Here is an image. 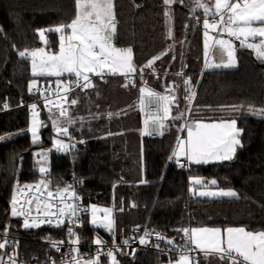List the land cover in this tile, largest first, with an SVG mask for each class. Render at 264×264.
<instances>
[{
	"label": "trees",
	"instance_id": "trees-1",
	"mask_svg": "<svg viewBox=\"0 0 264 264\" xmlns=\"http://www.w3.org/2000/svg\"><path fill=\"white\" fill-rule=\"evenodd\" d=\"M113 3L115 43L118 47L132 48L137 71L153 57L160 59L144 70L147 74L144 80L137 78L136 88L130 84L124 87L126 80L122 75H107L93 76L92 88L71 91L70 99L78 101L70 105L75 123L69 125L76 147L70 152H60L55 149L53 138L65 142L68 137H58L52 127L50 116L59 115L57 108L51 113L43 109L39 114L45 124L39 143L33 144L26 131L31 113L28 106L19 102V97L25 101L35 97L28 91L34 76L29 58H21L18 53L39 46L37 30L70 23L76 13L75 0H0V104L7 103L10 107L0 113V136L10 137L0 141V231L7 227V232L19 236L13 243L17 246L16 253L28 261L47 259L56 252L27 238H65L63 226L25 229L19 217H11L9 213L16 184H34L44 178L39 173V157L35 155L40 151L47 152L45 166L50 170L47 175L50 190L65 187L67 180L76 174L79 194L88 205L113 209L115 234H111L117 240L126 237L134 224L153 226L164 234L166 242L171 240L172 245L181 247L184 233L180 230L187 227L241 226L264 231V118L235 114L237 127L243 130L240 137L243 147L237 148L234 159L190 164L185 169L168 159L176 146L181 121L168 120L160 138H149L141 134L140 112L133 103L143 81L150 89L162 91L166 83L177 80L175 75L168 74L182 72L196 91L191 110L211 111L217 105L264 108V60L240 47L236 52L238 67L205 69L198 22L201 13L192 11L188 0L182 3L174 0L171 5V38L166 35L163 0H113ZM57 35L46 33L51 51L58 48ZM153 71L156 73L152 74ZM61 79L65 84H74L76 80L73 75ZM47 83L52 82L42 84ZM180 102L183 104L182 96ZM12 154H17V161L13 177L8 179L6 160ZM190 177L215 179L217 183L212 186L234 190L238 198H194L188 187ZM81 225L77 230L81 240L90 241L95 233L104 232L90 225L88 213L83 214ZM120 256L122 264L164 261L153 251H140L133 262ZM202 259L200 255L199 264H229L217 256Z\"/></svg>",
	"mask_w": 264,
	"mask_h": 264
},
{
	"label": "snow or ice",
	"instance_id": "snow-or-ice-1",
	"mask_svg": "<svg viewBox=\"0 0 264 264\" xmlns=\"http://www.w3.org/2000/svg\"><path fill=\"white\" fill-rule=\"evenodd\" d=\"M180 2L182 3L183 0ZM173 3L174 0H163L165 22L169 25L167 35L170 38L173 36L170 7ZM193 3L195 8L192 11L200 9L205 17L203 20L205 69L238 67L237 47L231 38L239 41L241 48L253 50L258 59L264 60V0H193ZM75 8V17L70 23H61L52 28L37 30L40 41L45 46L48 45L46 33L60 34L57 52H48L45 47L36 48L32 51L28 49L19 51L18 55L21 58H31L32 75L34 77H61L64 74H71L76 78L74 86L87 90L94 87L90 74L101 78L106 73L120 74L126 80L124 87H128L129 84L135 87L133 76L137 73V66L133 60V50L131 47L121 48L114 44L117 25L113 0H75ZM210 32L219 35L210 36ZM225 33L230 39L223 38ZM257 40L258 42H256ZM209 57L214 58L212 62L209 61ZM159 59L160 56H156L148 60L139 69L140 75H143L145 69L152 68ZM216 59L219 62H215ZM176 75L182 76V72H178ZM183 84L185 85L184 100L187 105V112L182 111L176 115L172 114V106L178 103L175 95L161 94L145 86L139 87L140 110L147 117L141 134L163 135L166 128L165 121L184 119L185 123L181 124L180 127L187 130V138H177L176 146L172 155L169 156V160L175 159L180 167H187L190 164L200 165L231 161L234 159L237 148L243 147L240 139L243 130L237 127V120L230 118L204 122L190 119L188 112L191 111L196 91L190 78H184ZM61 87V82L57 80L56 95L66 103L59 105V115L54 118L50 116V119L57 136H66L69 142L65 143L62 139L53 138V145L57 151L69 152L76 147V144L72 142L68 127L73 125L75 120L70 116L69 107L66 106L69 102L67 94L72 91L73 84L64 85L63 94H61ZM28 91L30 93L40 91L36 80L29 82ZM45 91H50V89L46 88ZM172 91L171 87L165 89L166 93ZM44 102L46 107L49 104H55L47 96ZM77 103L76 99L70 100V105L74 106ZM3 107L7 109L8 104L5 103ZM28 107L32 119L31 126L26 131L31 133L32 143L37 144L41 140L40 131L45 127V124L38 119L37 105L33 103ZM229 107L233 112L242 110L240 105ZM49 112H52L51 108H49ZM247 112L264 118V108L249 106ZM111 115L109 113V117ZM9 138L0 136V141ZM83 142L79 141V143ZM35 155L39 157L37 160V164L40 165L39 173L44 178L34 184H24L23 186L19 183L16 184L10 199V216L23 218L22 227L25 229L39 228L45 224L60 228L65 225L66 221L69 225H76L81 218V213H87L89 208L81 207L79 204L81 197L73 185L58 187L55 191L50 190V182L47 179L50 170L45 166L47 152L40 151ZM181 157L187 161V164L181 161ZM216 183L215 179L204 181L199 177H190L191 185L207 188L208 185H216ZM198 195L202 197L238 198V194L234 190L222 189L200 191ZM33 205H35L36 215L32 214ZM90 210V223L93 226L104 228L114 235L113 209L107 207L101 209L96 205H91ZM100 212L104 213L103 217L98 216ZM7 231L6 227L5 236ZM180 231L186 237V244L194 247L182 249L174 264H197L195 258L189 255V252L194 250L203 252L206 257L218 256L221 261H229V264H264V231L253 232L244 227H228L223 231L220 228H184ZM67 233L69 236L76 235L72 226L67 228ZM151 235L152 233L146 230L139 237V243L147 245L149 243L148 237ZM155 235L157 239H165L160 233H155ZM8 243L7 240L0 243V249L5 248ZM59 243L63 242H53L52 246L57 247ZM71 243L73 245L78 244L79 237L72 240ZM94 243L101 245L104 242L97 238ZM122 243L128 245L129 241L125 239ZM167 243L173 242L168 240ZM72 251L76 252L77 255L67 260L66 264H81L78 249L73 248ZM118 251L120 249L114 244V247L109 248L103 255L110 259V264H119L114 254ZM132 254H135V249L132 250ZM100 256L101 253L98 250L97 256L84 261V264H100ZM0 264H16V261L14 257H9L7 262L0 258ZM169 264H173V262L170 261Z\"/></svg>",
	"mask_w": 264,
	"mask_h": 264
},
{
	"label": "built area",
	"instance_id": "built-area-1",
	"mask_svg": "<svg viewBox=\"0 0 264 264\" xmlns=\"http://www.w3.org/2000/svg\"><path fill=\"white\" fill-rule=\"evenodd\" d=\"M94 75H90L91 81ZM107 76V75H104ZM138 74L136 73L133 76V79L135 81L136 86L138 85ZM183 79L184 77L182 76V89H183V111L187 112V105L186 102L184 100V96L186 95L185 92V85L183 84ZM68 85V84H66ZM131 85V84H130ZM61 94H63V84H61ZM37 87L40 89L39 92L37 91H33L32 94L35 96L32 99L25 101L23 97H19V102L22 105H26L29 106L33 103H35L37 105V109L39 114L41 113V111L44 109L46 111H49V108L56 109L58 110V106L61 104H65L66 102L61 100L57 95H56V91H57V84H52V83H47V84H37ZM48 88L50 89V91H45V89ZM73 90H83L79 87H75L73 84ZM155 91V90H154ZM71 92V91H70ZM70 92L67 94L68 95V100L69 102L66 104V106L69 107V114H70ZM159 92L161 94H163V92L161 91H156ZM48 97V99L52 100L55 102V104H49L47 107L45 106V97ZM139 92H138V102H139ZM4 103L0 104V113L9 110L10 107L8 106L7 109H5L4 107ZM140 107V106H139ZM29 108V107H28ZM29 112L31 113L30 109ZM141 112V116H142V121L144 122L145 119L147 118L145 113ZM189 114V112H188ZM185 123V120H184ZM69 127V126H68ZM180 134H183V129L181 128L180 130ZM147 135V134H146ZM149 138H160L161 135L158 134H153V135H147ZM69 142V139L67 140ZM72 151V150H71ZM70 152V151H69ZM175 161V159H173ZM181 161L183 163L187 164V161L184 160L183 157H181ZM176 162V161H175ZM188 167V166H187ZM187 167H183V168H187ZM67 185H73L75 191L77 192V194L81 197L79 204L81 205L82 208H88V203L82 198V196L79 194V190H78V185H79V180L76 174H73V176H71L67 182H66V186ZM23 186V185H22ZM188 187H191V184H188ZM33 215H36V211H35V205H33ZM84 213H81V218L80 220L77 222L76 225H69L67 223V221L65 222V225L63 226V233L65 238L63 239H57L54 237H50V236H46L44 238H38V237H32V238H27L30 241L33 242H37V243H41V244H45L47 246H50L51 248H53L56 252L55 256H51L47 259H36L33 261H28L25 260L22 256V254L18 255L16 253L17 250V246L14 245L13 243L15 241H17L19 239V236L14 235L13 233L7 232V235H4V231H0V243H3L5 240L9 241L8 245L3 248L0 249V256H2L6 261H8L9 257H14L16 263L18 264H66V261L69 260L72 256L77 255L76 252H73L72 249H78V255L81 258V261L85 260V259H89V258H93L96 257L98 254V250L101 253L100 258H106V255H103V253H106L108 251L109 248H113L114 244L115 246H117L120 251H118L119 253H122L125 257H127L130 262H133L136 254H138L140 251H153L154 253H156L160 258L164 259V260H169L172 258L177 257L182 249H186V248H192L193 246L191 245H187L186 244V237L184 236V246H178V245H172L166 242V240H160L157 239L155 233H160L164 238V234L158 230L157 228L153 227V226H149L147 224L144 225H140V224H134L132 226H130V228L127 231V236L124 237L121 240H117L115 239L111 233H109L108 231H106L105 229L103 232L104 235V239L102 240L104 243L101 245H97L94 243L95 240H81L79 239V243L73 245L71 243L72 240L76 239L77 236V230L80 228V225L82 224V216ZM20 221L23 223V218H20ZM69 226H72L74 228V232L76 233L75 236H69L67 233V228ZM139 226V227H137ZM41 227H48V228H52L54 226L49 225V224H45L42 225ZM57 228V227H54ZM189 229H191L190 227H187ZM148 231L150 233H152L151 236L148 237L149 243L147 245H141L139 243V237L142 236L144 234L145 231ZM127 239L129 241L128 245H124L122 243L123 240ZM63 242V243H59L57 244V247H53V242ZM157 245H159V247H157ZM57 248H59V250H57ZM135 249V254H132V250ZM189 255L193 258H195L196 262L198 263L199 261V252L197 250L194 251H190Z\"/></svg>",
	"mask_w": 264,
	"mask_h": 264
},
{
	"label": "rangeland",
	"instance_id": "rangeland-1",
	"mask_svg": "<svg viewBox=\"0 0 264 264\" xmlns=\"http://www.w3.org/2000/svg\"><path fill=\"white\" fill-rule=\"evenodd\" d=\"M188 3H190L189 5L191 6V8L192 9H194L195 8V5H194V3H193V0H188ZM171 7V6H170ZM164 8H165V6H164ZM190 8V7H189ZM190 8V9H191ZM195 11H198V12H200L201 13V17H200V20L198 21L199 22V24L201 25V32H202V45H203V54H204V35H203V33H204V28H203V20H204V13H203V11L202 10H200V9H197V10H195ZM210 19H211V17H210ZM195 21H196V18H195ZM168 27H169V25L168 24H166V22H165V29H166V35H167V33H168ZM171 27H172V31H173V17H172V21H171ZM52 28V27H51ZM70 32V31H69ZM58 34V33H57ZM59 35L60 34H58L57 36H58V48H57V50L56 51H51L50 49H49V47L48 46H45L41 41H40V38H39V46L37 47V48H40V47H45V50L46 51H48V52H57L58 50H59ZM219 34H217V33H214V32H210V36H218ZM38 36H39V34H38ZM167 37H168V35H167ZM168 38H170V37H168ZM223 38L224 39H230L228 36H227V34L225 33L224 35H223ZM231 39H233V43L236 45V47H237V50L240 48V46H239V41H236L234 38H231ZM256 42H258V40L256 41ZM170 43H172V41H170ZM115 44V46H117L116 45V43H114ZM118 47V46H117ZM121 48H124V47H121ZM36 49V48H35ZM247 49V48H246ZM32 50H34V49H32ZM32 50H30V51H32ZM247 50H249L250 51V53L256 58V59H258L257 58V56H256V54H255V52L253 51V50H250V49H247ZM213 57H209V61L210 62H212L213 61ZM29 60H30V64H31V58H29ZM258 60H261V59H258ZM204 61H205V56H204ZM263 61V60H262ZM215 62H219V60L218 59H216L215 60ZM209 69H219V68H209ZM221 69H229V68H221ZM31 73H32V71H31ZM176 73H178V72H174V73H170V74H168V76H172V75H175L176 76V81L174 82V84L173 85H171L170 87L173 89V91L172 92H165L164 91V94H167V95H175L176 96V98H177V101H178V103L177 104H175V105H173L172 106V114L173 115H176V114H178L179 112H182L183 111V104H181V102H180V97L182 96L183 97V89H182V80H181V76H177L176 75ZM107 75H112L111 73H106ZM71 74H64V75H62L61 77H63V76H70ZM90 75H92V74H90ZM95 76V75H94ZM61 77H55V76H37V77H34L33 79H31L30 81H32V80H36V82H37V84L38 83H44V82H52L53 84L55 83V84H57V80H59L60 82H61V84H63V85H65L64 83H62L63 81H62V79H61ZM134 88H136V87H134ZM137 102H138V99L136 98V99H133V103L135 104L136 103V105H138L137 104ZM230 106H232V105H230ZM240 106H242V110L241 111H239V112H233L232 110H231V108L228 106V108L226 107V106H224V105H217V108H215V109H212L211 111L210 110H196V109H192L190 112H189V114H188V117L190 118V119H192V120H202V121H204V122H212L213 120H221V119H230V118H235L234 116H235V114L236 115H246L248 112H247V107L248 106H246V105H240ZM31 119H32V114L30 115V120H29V124H28V128L31 126ZM38 119L40 120V118H39V115H38ZM168 121V120H167ZM167 121H165V122H167ZM172 121V120H171ZM180 125L181 124H183L184 123V119H180ZM27 128V129H28ZM179 130H181V127L179 128ZM179 134H178V137L179 138H181V139H186L187 138V130L186 129H183V134H180V131L178 132ZM29 134H30V139H31V133L29 132ZM180 135V136H179ZM177 137V138H178ZM31 141H32V139H31ZM65 143H68V141H65ZM176 143H177V141H176ZM16 161H17V158H16V154H12V155H10V157H9V170H8V173H7V178L8 179H10V178H12L13 177V172H14V169H15V163H16ZM203 180V179H202ZM202 188H205V187H202ZM91 205H96L98 208H111L110 206H106V205H97V204H89L88 205V208H89V211H88V215H89V221H91V210H90V206ZM112 209V208H111ZM10 210L11 209H9V213H10ZM103 215H104V213L103 212H100V213H98V216H100V217H103ZM113 215V214H112ZM91 224V223H90ZM91 226H93L92 224H91ZM93 227H95V228H98V229H104V228H101V227H98V226H93ZM192 228H197V227H192ZM97 238H99L100 240L103 238L100 234H95V236H94V240H96ZM198 252H199V254L202 256V258L203 259H205V258H208V257H206L205 255H204V253L203 252H200L199 250H197ZM209 257H215V256H209ZM218 257V256H217ZM90 259H92V258H90ZM202 259V260H203ZM87 260V259H86ZM82 262L83 261H81V264H82ZM84 263V262H83ZM204 263V262H203ZM17 264V263H16ZM101 264V263H100ZM107 264H110V261L107 263ZM120 264H122L121 263V261H120ZM197 264H199V262L197 263ZM201 264V263H200Z\"/></svg>",
	"mask_w": 264,
	"mask_h": 264
},
{
	"label": "crops",
	"instance_id": "crops-1",
	"mask_svg": "<svg viewBox=\"0 0 264 264\" xmlns=\"http://www.w3.org/2000/svg\"><path fill=\"white\" fill-rule=\"evenodd\" d=\"M68 31H70V30H68ZM114 43H115V37H114ZM143 66H140L139 67V69L140 68H142ZM139 69H138V71H137V74H138V78H142V80H144V76H146L147 74H145L146 72L144 71L143 72V75L141 76L140 75V73H139ZM152 74H155L156 73V71H153V72H151ZM105 75H107V74H105ZM110 75V74H109ZM113 75V74H112ZM115 75H120V74H115ZM96 76V75H95ZM173 80V79H172ZM166 82H168V80L166 79ZM173 83H174V80H173V82H168V83H166L165 84V87L162 89V91H163V94H164V91H165V89L166 88H168V87H170L171 85H173ZM65 84V83H64ZM141 85L139 86V87H141V86H145V87H148V88H150L144 81L142 82V83H140ZM66 85V84H65ZM152 89V88H151ZM161 91V92H162ZM137 99H138V97H137ZM137 107H138V110H139V112H140V107H139V102H137ZM249 107V106H248ZM247 107V108H248ZM254 107V106H253ZM255 108H259V107H255ZM246 115H250V116H255V117H259V116H256V115H252V114H249V113H247ZM239 116V115H238ZM140 117H141V120H142V116H141V112H140ZM235 117V116H234ZM233 118V117H232ZM235 119V118H234ZM144 127H145V125H144V122L142 121V132H143V130H144ZM9 157H10V155H8V157H7V160H6V163H7V166H8V170H9ZM14 173V172H13ZM199 178H201V179H203L204 181H209V180H207L206 178H202V177H199ZM11 179V178H10ZM203 186H199V185H191V191H190V188H189V192L192 194V196L194 197V198H217V197H202V196H199L198 195V193L200 192V191H218V190H221L222 188H217V187H214V186H212V185H208V187L207 188H202ZM222 190H229V189H222ZM88 213V212H87ZM90 222V221H89ZM91 225V224H90ZM231 227H234V228H238V227H241V226H231ZM197 228H201V227H197ZM207 228H219V227H207ZM226 228H228V227H224V228H220L222 231L224 230V229H226ZM247 230H249V229H247ZM249 231H252V230H249ZM253 232H256V231H253ZM95 234H97V233H95ZM95 234H94V236H95ZM99 234V233H98ZM103 238L101 239V240H103L104 239V235L103 234H100ZM94 236H93V238H92V240H94ZM76 238H77V236H76ZM194 247V246H193ZM115 255H116V259H117V261L119 262V264H120V261H121V263H122V258H121V256L120 255H123L122 253H119V252H115L114 253ZM199 257H200V254H199ZM93 258H95V257H93ZM178 258V256L177 257H175V258H172V259H169V260H164L163 262H162V264H169V262L170 261H172L173 262V264H174V262H175V260ZM90 259V258H89ZM89 259H87V260H89ZM84 261H86V259L85 260H83V262ZM110 261V259L108 258V257H106V258H100V263L101 264H107L108 262ZM82 262V264H84Z\"/></svg>",
	"mask_w": 264,
	"mask_h": 264
},
{
	"label": "water",
	"instance_id": "water-1",
	"mask_svg": "<svg viewBox=\"0 0 264 264\" xmlns=\"http://www.w3.org/2000/svg\"><path fill=\"white\" fill-rule=\"evenodd\" d=\"M16 156H17V154H16Z\"/></svg>",
	"mask_w": 264,
	"mask_h": 264
}]
</instances>
